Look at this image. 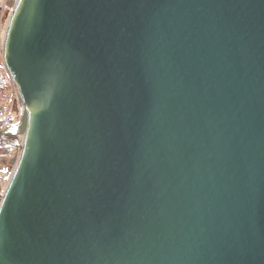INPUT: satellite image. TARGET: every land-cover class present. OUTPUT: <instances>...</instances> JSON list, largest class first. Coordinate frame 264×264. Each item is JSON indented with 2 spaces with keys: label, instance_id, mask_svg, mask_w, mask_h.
<instances>
[{
  "label": "water",
  "instance_id": "obj_1",
  "mask_svg": "<svg viewBox=\"0 0 264 264\" xmlns=\"http://www.w3.org/2000/svg\"><path fill=\"white\" fill-rule=\"evenodd\" d=\"M2 53L0 264H264V0H18Z\"/></svg>",
  "mask_w": 264,
  "mask_h": 264
},
{
  "label": "rangeland",
  "instance_id": "obj_2",
  "mask_svg": "<svg viewBox=\"0 0 264 264\" xmlns=\"http://www.w3.org/2000/svg\"><path fill=\"white\" fill-rule=\"evenodd\" d=\"M16 2L17 0H0V106L6 111L7 121L4 127L6 129L18 125L20 119L17 90L5 67L2 53L5 32ZM14 139L11 149L6 152L3 151L4 149H0V200L21 152L22 137H15Z\"/></svg>",
  "mask_w": 264,
  "mask_h": 264
},
{
  "label": "trees",
  "instance_id": "obj_3",
  "mask_svg": "<svg viewBox=\"0 0 264 264\" xmlns=\"http://www.w3.org/2000/svg\"><path fill=\"white\" fill-rule=\"evenodd\" d=\"M2 128V127H0ZM15 135H2L0 136V149H4L3 151H7L8 149H11L13 147V141L15 140ZM7 139V141H5Z\"/></svg>",
  "mask_w": 264,
  "mask_h": 264
},
{
  "label": "built area",
  "instance_id": "obj_4",
  "mask_svg": "<svg viewBox=\"0 0 264 264\" xmlns=\"http://www.w3.org/2000/svg\"><path fill=\"white\" fill-rule=\"evenodd\" d=\"M5 116L6 114L4 108L0 107V127H2L5 124L6 121Z\"/></svg>",
  "mask_w": 264,
  "mask_h": 264
}]
</instances>
